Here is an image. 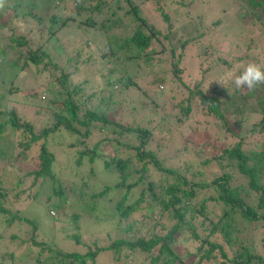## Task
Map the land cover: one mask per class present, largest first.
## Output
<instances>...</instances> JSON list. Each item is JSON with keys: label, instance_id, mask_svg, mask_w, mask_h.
Masks as SVG:
<instances>
[{"label": "trees", "instance_id": "1", "mask_svg": "<svg viewBox=\"0 0 264 264\" xmlns=\"http://www.w3.org/2000/svg\"><path fill=\"white\" fill-rule=\"evenodd\" d=\"M81 1L74 8L77 15L88 11ZM95 1L96 4L89 8L90 15L84 21L87 25L82 28L87 32L90 30L92 35L96 30L87 27H103L108 20L106 17L99 23L92 14L100 13L109 0ZM125 1L129 8L124 12V16L130 15L133 25L121 43L117 44L116 51L110 49L99 54L100 58L97 59L99 68L96 69L107 68V83L97 82V89L93 90L95 87L88 85L87 81H79L69 88L66 84L70 80L71 71L67 70L61 75L60 86L55 85L59 90L51 95L56 98V93H60L58 99H62L61 104L57 103L60 111L53 113L51 123L38 130L33 121L23 120L17 115L16 109H9L6 99L12 89L4 90L2 85L6 80L0 77V217L4 220L0 237L2 231L6 232L16 221H24L34 226L35 232L30 237V242L19 238L18 235H9L11 241L19 238L17 243H27L33 250L30 254L31 263L24 264H94L98 254L105 250L110 251L114 259H118L123 250L124 253L128 251L126 257L138 251L143 258L142 264H201L203 261L216 264H264L261 251H264V106L261 105L264 98L257 101L252 89L237 88L232 81L228 83L231 87L229 92L224 93L218 84H214L213 90L206 93L202 85L208 67L202 62L200 78L192 86L181 81V60L186 46L202 42L201 39L206 34L204 27L207 20L203 17H193L189 10L193 1L188 3L187 8L183 7L185 3L182 0H151L164 23L163 27L156 26L144 15L141 2ZM169 1L175 3L174 6H171L172 3L168 5ZM263 1L248 0V5L245 6L256 12ZM15 2L19 6L22 4L19 0ZM165 3L166 7L173 11L174 7L185 11L179 15L174 14L176 18L173 19L165 9ZM31 16L34 17L33 14ZM69 18L75 20L74 16ZM251 18L259 20L264 29V15H253ZM212 23L220 24V21ZM5 24L0 17V30L6 27ZM55 24L56 16L52 15L50 30L55 31ZM86 40L87 38H84V45ZM27 45L28 41L24 35L13 34L3 41L0 37V54L5 63L4 68L14 67L12 70L16 75L33 65L37 71L42 68L51 76L61 68L57 61L50 59L45 49L40 46L29 48ZM205 54L209 56L207 51ZM93 56L87 54L81 61L89 63ZM199 56L202 58L201 54ZM161 58L171 65L172 70H169L167 65L157 68ZM213 60L211 58L209 63ZM75 65L78 66L77 63ZM147 77H150L149 84L143 87L142 81ZM166 81L171 83L172 87L176 83L184 85L187 89L184 99L178 103V112L181 113L178 122L182 119H194L204 112L218 119L225 131H230L233 137H237L236 141L222 145L204 160V164L211 162L218 166L219 171L211 178H202L201 171L196 172L200 174L199 177L192 174L189 178L176 168L164 165L156 152L149 148L153 127L168 123L161 116L164 106L159 103L162 95L167 94L160 95ZM159 83L164 86L159 88ZM114 85H117V89L113 88ZM129 86L137 91L143 88L146 93L152 89L153 95L148 97L151 105L146 111L147 117L139 118L140 120H131L132 117H128L129 123L125 124L120 118H115V113L111 112L110 107L122 102L119 95L122 89ZM260 86L263 87L264 84ZM90 88L92 92L86 94L85 90L89 91ZM146 93L143 94L148 96ZM238 117L241 118L243 135L231 128L230 122L240 126ZM167 127L172 130L174 128L172 124ZM8 129L18 132L19 135L21 132L22 137L16 141L20 149L14 144L13 150L9 151L1 144L2 140L7 141V137L11 135ZM63 130L75 136V142L70 146L76 147V164L80 166L85 160L92 163L101 159L103 168L119 174L115 185L105 186L102 191L92 195L95 199L89 201L88 205L80 206L82 209L89 207L85 210L87 216L94 214L96 219H131L124 228L125 236L114 239L105 247L95 244L93 248L88 247L86 252L57 251L46 247V241L36 235V220L18 215V212H12L8 206L12 198L16 200L24 194L30 195L28 192L36 182L39 184L47 179L58 181L52 170L56 154L49 149L47 141L51 135ZM94 130L100 134L99 138L96 142L89 143L87 139ZM217 131H221V127ZM132 138L135 144L129 143L128 140ZM203 143L210 144L209 141ZM36 144L39 147V162L22 165L28 151ZM232 170L238 172L244 182H235ZM19 171L23 172V177L18 175ZM90 172L93 170L90 169ZM25 176H32L33 181L26 182ZM56 184L57 186L51 185V188L55 194L62 195L60 181ZM117 188L124 190L123 195L118 200L114 197L108 198L109 192ZM135 189H139L138 196L126 203L130 192ZM250 195H255V199L249 200ZM105 198L114 203V208L108 214L105 213L104 217L99 213L103 209H98V203L99 199ZM49 200L47 198V201ZM51 206L57 208L61 207V204L54 201ZM243 223L251 226L253 232L260 229V241L255 237L253 244L242 242L239 233ZM74 237L75 241H78L79 238ZM18 261L20 260L15 259V254L6 249L0 264H18Z\"/></svg>", "mask_w": 264, "mask_h": 264}, {"label": "rangeland", "instance_id": "2", "mask_svg": "<svg viewBox=\"0 0 264 264\" xmlns=\"http://www.w3.org/2000/svg\"><path fill=\"white\" fill-rule=\"evenodd\" d=\"M19 1L22 3L20 6L15 0H5L4 7L0 8V17L6 23V27L0 30L2 41L13 34L24 35L28 41L27 47H42L49 53L50 59L57 61L61 67L55 71L53 76L42 68L37 71L33 65L15 75L12 70L14 67L4 68L5 63L0 54V77L6 80L2 88L4 90L12 89L6 99L8 108L16 109L17 115L23 120L33 121L36 129L39 130L52 122L55 111H60L57 105V103H62V99H58L60 93H56V96H58L56 98L51 97V95L59 90V88H55V85L60 86L61 75L65 74L67 70L71 71L70 80L66 84L69 88H72L73 83L79 81H87L88 85L91 84L95 87L93 90L97 89V82L107 83V68L96 69L99 68L97 59L110 49L116 51L117 44H120L122 38L129 33L133 22L130 15L124 16V12L129 8V4L125 0H119V2L109 0L108 4L102 7L100 13L95 14L93 12L92 14L97 22H101L108 17L106 26L87 27V29L96 30V33L92 35L90 30L87 32L82 28L87 25L84 24V21L90 15L89 8L96 4L95 0ZM80 1L84 2L88 11L77 15L74 8ZM132 1L141 2L144 15L149 17L156 26L163 27L164 23L154 9L155 6L151 0ZM182 1L185 3L183 7L187 8L188 3L193 1L189 9L191 15L193 17H203L207 20L204 27L206 34L205 37H202V42L187 45L183 52L181 60V66L183 67L182 82L192 86L200 78V63L202 62L205 67H208L206 76L203 78L202 88L204 91L210 93L213 90V85L218 84V87L225 93L231 90L228 83L233 82V80L229 78L224 85L219 83L218 80L225 78L229 71L238 69L240 66H246L250 62H255L264 68L263 25L260 24L259 20L251 18L253 15H264V1L262 6L256 9V12L250 11L245 6L248 5V0ZM170 3L172 2L169 1L168 5ZM174 4L172 3L171 6H174ZM163 5L173 19L176 18L174 14L179 15L182 11H185V9L179 7H174L173 11V9L166 7V3ZM29 11L34 17L27 14ZM22 12L27 15L24 16ZM52 15L56 16L55 31L49 28ZM71 16H74L75 20H70L69 17ZM217 20L220 21V24L212 23ZM79 23L81 25L78 26ZM126 25L127 27H125ZM84 38H87L85 45ZM24 51L27 52V49ZM206 51L209 56L205 54ZM87 54L94 55L89 63L81 61V59L87 57ZM199 54L202 55V58ZM211 58L214 60L209 63ZM159 61L158 69L167 65L170 68L169 70H172L171 65L166 63L164 59L161 58ZM224 61H227V63ZM111 62L113 63V61ZM76 63L78 66L75 65ZM39 67H42V65H39ZM149 78L143 79V87L149 84ZM161 86L163 87L164 84L159 83L158 87L161 88ZM113 88L117 89V85H114ZM122 90L119 95L122 102L110 107L111 112L115 113V118H120L123 123L127 124L129 123L128 117H132L131 120L134 118L140 120L139 118L147 117L146 113L148 112L146 111L151 105L148 102V97L153 95L152 89L148 90V93L143 88L137 91L131 86ZM90 91L91 88L89 91L85 90L86 94H89ZM252 91L257 101L264 98V86L258 85ZM144 92L148 96H145ZM163 93L167 94L162 95V103L159 102L162 107L164 106L161 110V116L174 128L173 130L169 129L170 127H167L168 123L161 124L162 129H160V124L159 127L155 125L149 148L156 152L159 160H162L164 165L176 168L189 178L192 177V174L199 177L200 174L196 173L197 171H201L202 178H211L213 174L219 171L218 166L216 163L211 162L204 164V160L220 149L222 145L228 144L230 141H236L237 137H233L230 131H225L218 119L206 115L204 112L194 119L188 118L186 121H182V119L178 122L181 115L178 103L187 94L184 85L174 83L172 87L171 83L166 81L164 90L160 95ZM168 93H171V95ZM160 105L159 107H161ZM261 105L264 106V103ZM174 115L176 117H173ZM237 119L240 126H235L233 122H230L231 128L243 135L241 118L238 117ZM220 127L221 131H217ZM80 129L83 130L81 127ZM8 131L11 135L7 137V141L2 140L1 144L9 151L13 150L14 144L17 149H20L16 145V141L22 137L21 132L19 135L14 130L8 129ZM99 135L94 130L87 141L89 143L96 142ZM74 139V135L63 130L51 135L47 141L49 149L56 154L52 170L55 177L58 178L57 182L60 181L61 183L63 194H55L51 185L57 186V182L47 179V181L45 180L39 184L36 182L28 192L30 195L24 194L16 200L14 198L9 200L8 206L12 212L16 211L18 215L36 220V235L39 239L46 241L44 243L46 247H51L57 251L86 252L88 247L93 248L95 244L105 247L114 239L125 236L124 228L126 224L131 222V219L106 218L101 220L98 218V220L94 214L87 216L85 210L89 207L85 209L80 207L82 204L88 205L89 201H93L95 198L92 195L102 191L105 186L115 185L118 182L119 174L114 170L103 168L101 159H96L92 163L85 160L80 166L76 164V147L70 146L72 142H75ZM127 139H129V136ZM128 141L130 144L136 143L133 138ZM205 141H209L210 144L203 145ZM38 153L39 147L36 144L28 151V156L22 165H25V163H31V165L38 163ZM12 167L13 165L10 166V168ZM90 169L93 172H90ZM24 170L26 169L24 168ZM232 173L235 182H244V178L242 179L238 172L234 170ZM18 175L23 177V172L19 171ZM154 177L157 178L156 174ZM24 180L28 183L33 181L32 176H25ZM123 193V189L117 188L109 192L108 198L112 199L114 197L115 200H118ZM138 193L139 189L131 191L126 203L134 200ZM254 197L256 196L250 195L248 199L254 200ZM47 198L50 200L47 201ZM54 201L59 202L61 207H52L51 204ZM98 205V209L104 210L99 212L104 217L105 213L108 214L114 208V203L106 200V198L99 199ZM3 224V217H0V231ZM259 230L258 228L257 231L253 232L251 226L243 223L239 238L243 243L253 244L255 237L259 241L261 239L258 233ZM34 232V226L24 221L19 223L16 221L6 232L2 231L0 260L7 249V251H12L15 254L16 260H20L18 264L31 263L30 254L33 250L29 248L27 243L19 244L17 242H19V238L30 242V237ZM10 234L18 235L19 238H16V241L13 242L10 240ZM129 235L132 234L129 233ZM74 236L79 238L78 241H75ZM123 251L118 259L112 258L111 252L108 250L101 251L94 264H142L143 258L138 251L128 257L125 256L128 251L126 253ZM261 251L264 255V251ZM201 264L216 263L203 261Z\"/></svg>", "mask_w": 264, "mask_h": 264}, {"label": "clouds", "instance_id": "3", "mask_svg": "<svg viewBox=\"0 0 264 264\" xmlns=\"http://www.w3.org/2000/svg\"><path fill=\"white\" fill-rule=\"evenodd\" d=\"M4 3L5 0H0V8L4 7ZM229 78L233 80L237 88L254 89L264 84V68L255 62H250L246 66L229 71L225 78L218 82L224 85Z\"/></svg>", "mask_w": 264, "mask_h": 264}]
</instances>
